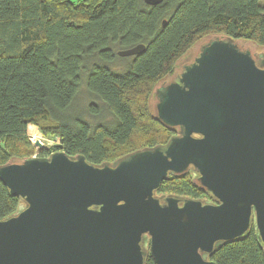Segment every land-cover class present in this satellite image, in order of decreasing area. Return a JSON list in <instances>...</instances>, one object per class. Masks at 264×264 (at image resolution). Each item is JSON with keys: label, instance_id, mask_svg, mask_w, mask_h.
<instances>
[{"label": "water", "instance_id": "1", "mask_svg": "<svg viewBox=\"0 0 264 264\" xmlns=\"http://www.w3.org/2000/svg\"><path fill=\"white\" fill-rule=\"evenodd\" d=\"M252 52L217 35L156 88L155 114L179 127L164 146L101 164L55 151L0 165L22 198L0 219V264H146L149 251L156 264H217L214 251L252 228L264 249V51ZM187 170L212 199L156 194Z\"/></svg>", "mask_w": 264, "mask_h": 264}, {"label": "trees", "instance_id": "2", "mask_svg": "<svg viewBox=\"0 0 264 264\" xmlns=\"http://www.w3.org/2000/svg\"><path fill=\"white\" fill-rule=\"evenodd\" d=\"M216 34L264 48V0H0V165L55 151L101 164L164 146L176 127L155 114V90ZM138 44L142 52L118 54ZM35 128L56 142L36 151ZM157 192L212 199L189 170ZM21 202L0 179V219ZM210 259L264 264V249L252 228Z\"/></svg>", "mask_w": 264, "mask_h": 264}, {"label": "rangeland", "instance_id": "3", "mask_svg": "<svg viewBox=\"0 0 264 264\" xmlns=\"http://www.w3.org/2000/svg\"><path fill=\"white\" fill-rule=\"evenodd\" d=\"M72 1H75V2H79L81 0H72ZM217 35H221V34H216V35H210V36H207L205 38H203L202 40H200L191 50L190 52L188 53L187 56L185 57H188V59L186 60L185 57L180 59L178 62H177V66L175 68V72H174V75H172L169 79V81L171 79H175L177 74L179 75V73L183 70V65L188 62V61H191L194 56L197 54L198 50H199V44L205 40H208V39H211V38H214L215 36ZM221 36H224V35H221ZM239 44H241L243 47L245 48H250L253 52H259V51H264V48L262 49H259L258 47H256L253 43H250L248 41H238ZM154 102H155V98L153 100V103H152V107H153V110H154ZM32 139H40L44 144H46L47 146H49V148L56 142L55 139L53 138H50V137H47L43 134H41L38 130V128H35V130L32 132ZM36 149H37V146H36ZM44 149H47V147H45ZM41 150V149H40ZM36 151H39V149H37ZM35 154L38 155V153L36 152Z\"/></svg>", "mask_w": 264, "mask_h": 264}, {"label": "flooded vegetation", "instance_id": "4", "mask_svg": "<svg viewBox=\"0 0 264 264\" xmlns=\"http://www.w3.org/2000/svg\"><path fill=\"white\" fill-rule=\"evenodd\" d=\"M259 52H261V51H259ZM259 52H256V53H255V52H252V53L254 54L255 57H257ZM185 59L187 60L188 57H185ZM174 72H175V70H174ZM174 72L172 71L170 76L174 75ZM178 77H179V75L177 74L176 78H175V79H171V81H172V80H178ZM168 81H169V79H167L166 81H163L161 84H164V83H166V82H168ZM161 84H160V85H161ZM178 132H179V127H176V133H175V135L178 134ZM196 136H198V134H196ZM189 171L192 173V178H193L195 181H197V177H194V175H196V174H194V172L191 171V170H189ZM156 194H157L158 196H161V195H162V196L170 195V194H167V193H158V192H156ZM178 196H181V195H178ZM209 196H211V195H209ZM143 248H144V247H143ZM144 250H145V248H144ZM149 255H150V251H149ZM149 255H148V256H149Z\"/></svg>", "mask_w": 264, "mask_h": 264}, {"label": "built area", "instance_id": "5", "mask_svg": "<svg viewBox=\"0 0 264 264\" xmlns=\"http://www.w3.org/2000/svg\"><path fill=\"white\" fill-rule=\"evenodd\" d=\"M31 139H32V138H31ZM37 140H39V141L41 142V144H42L41 147H40L39 145H37L38 148L41 149V148H45V147L48 148V147H49V146H47L46 144H44V143H43L40 139H38V138H37V139H36V138H35V139H32V141H33L34 143H35ZM34 155H37V154H34Z\"/></svg>", "mask_w": 264, "mask_h": 264}]
</instances>
